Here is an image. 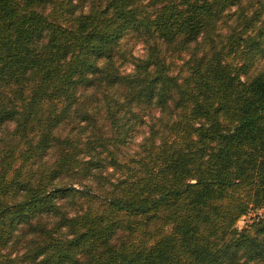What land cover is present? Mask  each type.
Listing matches in <instances>:
<instances>
[{
  "label": "trees",
  "instance_id": "obj_1",
  "mask_svg": "<svg viewBox=\"0 0 264 264\" xmlns=\"http://www.w3.org/2000/svg\"><path fill=\"white\" fill-rule=\"evenodd\" d=\"M259 208L264 0H0V264H264Z\"/></svg>",
  "mask_w": 264,
  "mask_h": 264
},
{
  "label": "rangeland",
  "instance_id": "obj_2",
  "mask_svg": "<svg viewBox=\"0 0 264 264\" xmlns=\"http://www.w3.org/2000/svg\"><path fill=\"white\" fill-rule=\"evenodd\" d=\"M126 39H128V38H125L124 40H122V42H124ZM142 46L140 45V44H135L134 46H133V48H132V53L133 54H135V55H139V54H141L142 53ZM175 57H177V56H175V55H173L172 57H171V59H175ZM172 61H174V60H172ZM175 61H177V60H175ZM238 61L239 60H237V62H235V63H238ZM177 63V62H176ZM178 63H181V62H178ZM262 65H263V62H261V64L258 66H256L255 68H254V70L252 71V73H254L257 69H259L260 67H262ZM131 68V65L130 64H125L122 68H121V70H123V71H129V69ZM139 137V136H138ZM138 140H139V138H138ZM263 215L264 214V208L263 209H261V208H259L258 210H249L248 212H247V214H245L244 216H242V217H240L237 221H236V223H235V225H234V228L235 229H237V230H241V229H243V228H249V224L252 222V221H254L255 219H256V217H257V215Z\"/></svg>",
  "mask_w": 264,
  "mask_h": 264
}]
</instances>
